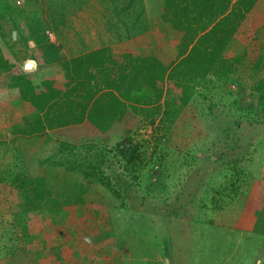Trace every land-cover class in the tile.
Returning a JSON list of instances; mask_svg holds the SVG:
<instances>
[{
	"label": "rangeland",
	"instance_id": "1",
	"mask_svg": "<svg viewBox=\"0 0 264 264\" xmlns=\"http://www.w3.org/2000/svg\"><path fill=\"white\" fill-rule=\"evenodd\" d=\"M6 1L13 10L9 20L1 21L7 40L11 22L21 18L27 24L39 23L41 6L50 5L44 0ZM137 1L138 13L148 1ZM149 2L157 8L162 0ZM250 20L239 28L236 45L225 50L227 56L242 55L234 76L211 78L198 87L213 105L208 117L215 131L209 138L201 131L192 134L185 123L176 129L180 134L173 132L163 116L167 104L161 100L157 112H137L134 138L149 140L147 162L137 176L123 170L116 135L97 146L75 149L76 156L91 162L106 159L104 174L119 196L79 169L56 163L54 134L11 132L20 116L31 115L34 109L20 98L17 88L8 86L9 72H0V264H53L49 253L39 258L38 251L64 244L70 254L77 240L84 249L99 248L94 252L100 251L107 264L121 260V264H264V26L256 28L253 38L247 32L256 22ZM49 32L44 30L48 37ZM19 42L18 48L8 46L0 36L2 50L11 57L14 52L18 59L12 60L32 70L35 43ZM62 44L53 43L67 48ZM39 49L44 56L42 46ZM237 123L242 128H236ZM203 129L207 131L205 124ZM17 170L44 175L61 195L74 197L82 184L83 208L64 205L56 217L30 212L21 222L17 214L23 209L22 194L9 181ZM231 181L241 185L242 194L237 195L243 197H234ZM223 182L227 188L222 189ZM144 256L148 260L143 262ZM89 263L83 252L70 260V264Z\"/></svg>",
	"mask_w": 264,
	"mask_h": 264
},
{
	"label": "trees",
	"instance_id": "2",
	"mask_svg": "<svg viewBox=\"0 0 264 264\" xmlns=\"http://www.w3.org/2000/svg\"><path fill=\"white\" fill-rule=\"evenodd\" d=\"M12 11L6 0H0V28L2 19L9 20ZM143 14L144 6L139 16ZM155 16L166 28L165 45L141 54L103 46L30 70L12 60L18 59L14 52L11 57L0 47V72H9L8 86L17 88L20 98L34 109L31 115H21L11 132L54 134L58 142L56 163L98 179L117 196L118 189L104 174L106 159L100 157L91 162L85 156H76L78 146H97L116 135L115 145L124 160L123 170L137 176L147 162L149 146L147 138H134L139 124L137 112L140 109L155 113L161 100L167 104L163 116L173 132L180 134L176 129L185 123L190 125L192 134L201 131L209 138L215 131L208 117L213 105L198 87L211 78L234 76L242 55L227 56L225 50L231 43L236 45L239 28L250 19L256 23L249 26L251 31L247 33L256 37V28L264 26V0H162ZM13 23L9 40L3 39L1 29L0 36L8 46L18 48L19 37L13 39L11 35L13 29H18L16 22ZM243 37L249 40L246 33ZM172 104L173 115L169 117L168 107ZM176 106L180 107L178 111ZM203 121L207 131L203 129ZM235 127L240 129L242 125L237 123ZM158 144L154 145L155 149ZM9 181L22 194L23 209L17 214L21 222L30 212L41 215L49 212L56 217L64 211V205L82 209L85 203L86 187L82 184L72 197L53 191L44 175L17 170L11 172ZM235 182H230L234 197H243L237 195L242 194V189ZM221 187L228 185L223 182ZM75 245L76 250L70 254L66 253L64 244L44 247L37 257L49 253L53 264H70V260L83 252L89 264H105L102 253L94 252L99 248L84 249L79 240Z\"/></svg>",
	"mask_w": 264,
	"mask_h": 264
},
{
	"label": "crops",
	"instance_id": "3",
	"mask_svg": "<svg viewBox=\"0 0 264 264\" xmlns=\"http://www.w3.org/2000/svg\"><path fill=\"white\" fill-rule=\"evenodd\" d=\"M30 1L35 3V0ZM44 1L50 5H45L44 8L41 6L39 23L31 20V24H27L21 18L15 21L18 24L15 31L19 39L35 43V50L30 55L34 62L33 69L103 46H115L123 51L141 54L145 50L161 49L165 45L167 31L155 16L158 7L154 8L149 2L152 0H147L144 7L146 13L142 17L139 16L140 11L137 13V0ZM47 29L52 33L49 37L44 33ZM157 37L160 38L159 43ZM55 42L62 46V43H66L67 48H61L60 45L55 47ZM40 46L44 56L39 51ZM143 258V262L148 260L146 256ZM104 262L108 263L107 260ZM121 262L122 260L119 264Z\"/></svg>",
	"mask_w": 264,
	"mask_h": 264
},
{
	"label": "water",
	"instance_id": "4",
	"mask_svg": "<svg viewBox=\"0 0 264 264\" xmlns=\"http://www.w3.org/2000/svg\"><path fill=\"white\" fill-rule=\"evenodd\" d=\"M12 33H13V37H15L16 31L14 29L12 30Z\"/></svg>",
	"mask_w": 264,
	"mask_h": 264
},
{
	"label": "built area",
	"instance_id": "5",
	"mask_svg": "<svg viewBox=\"0 0 264 264\" xmlns=\"http://www.w3.org/2000/svg\"><path fill=\"white\" fill-rule=\"evenodd\" d=\"M52 33L51 32H49V35H51Z\"/></svg>",
	"mask_w": 264,
	"mask_h": 264
}]
</instances>
